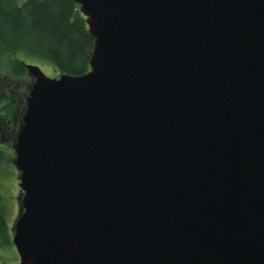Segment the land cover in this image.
I'll return each mask as SVG.
<instances>
[{"label":"water","instance_id":"obj_1","mask_svg":"<svg viewBox=\"0 0 264 264\" xmlns=\"http://www.w3.org/2000/svg\"><path fill=\"white\" fill-rule=\"evenodd\" d=\"M89 70L34 77L17 264H264V0H73Z\"/></svg>","mask_w":264,"mask_h":264},{"label":"trees","instance_id":"obj_2","mask_svg":"<svg viewBox=\"0 0 264 264\" xmlns=\"http://www.w3.org/2000/svg\"><path fill=\"white\" fill-rule=\"evenodd\" d=\"M92 46L84 16L73 0H0V70L4 68L9 77L20 79L28 74L27 64L35 65L20 60L21 53L46 59L58 75L83 74L89 70ZM27 92L13 86L0 92V130L13 131L11 143L25 112ZM9 242L0 197V243Z\"/></svg>","mask_w":264,"mask_h":264},{"label":"rangeland","instance_id":"obj_3","mask_svg":"<svg viewBox=\"0 0 264 264\" xmlns=\"http://www.w3.org/2000/svg\"><path fill=\"white\" fill-rule=\"evenodd\" d=\"M17 1L18 3H21L24 0ZM18 58L24 62L37 65L48 77H55L58 75L56 72H54L51 63L46 59L31 56L26 57L22 55V53L18 54ZM5 62L6 61L2 60L1 64L4 66ZM3 69L0 70V91L2 93L7 92L10 86L19 88L21 91L24 89L28 90L29 86L34 81V77L30 74L24 75L20 79L11 78L8 76L7 71ZM5 78H8V80L4 82ZM12 132V130L8 132H5L4 129L0 130V197L1 204L5 212L10 240L12 238L11 228L19 210V180L18 171L13 162L14 150L11 143ZM16 132L17 129L15 127V135ZM18 262L19 256L14 245L12 244V241L9 243H0V264H17Z\"/></svg>","mask_w":264,"mask_h":264},{"label":"flooded vegetation","instance_id":"obj_4","mask_svg":"<svg viewBox=\"0 0 264 264\" xmlns=\"http://www.w3.org/2000/svg\"><path fill=\"white\" fill-rule=\"evenodd\" d=\"M7 80H8V78H5V79H4V82L7 81ZM0 92H1V91H0Z\"/></svg>","mask_w":264,"mask_h":264}]
</instances>
